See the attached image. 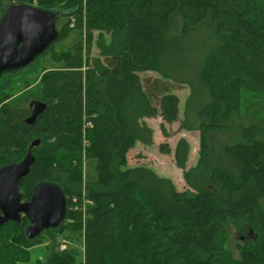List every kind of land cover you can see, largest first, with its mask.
Returning <instances> with one entry per match:
<instances>
[{"label":"trees","instance_id":"trees-1","mask_svg":"<svg viewBox=\"0 0 264 264\" xmlns=\"http://www.w3.org/2000/svg\"><path fill=\"white\" fill-rule=\"evenodd\" d=\"M15 4L51 11L56 24L65 20L57 40L72 28L85 37L53 54L64 65L40 72L38 83L27 75L31 64L0 77V168L19 163L40 139L19 183L22 199L31 200L40 182L57 183L68 198L61 225L35 239L26 235V215L1 225L0 264H30L31 246L43 236L56 246L66 223L72 238L83 235L84 258L79 247L56 248L47 264H264V119L255 117L251 129L223 117L201 120L234 89L228 69L237 62L264 93V0H0V18ZM147 71L153 74H139ZM30 86L33 96L13 103ZM184 86L186 121L203 142L179 190L147 165L127 167L125 158L133 142H152L146 119H177L174 90ZM32 100L48 107L30 123ZM218 134L231 138L221 142ZM175 153L185 167L189 143L179 140ZM89 157L98 164L94 183L85 180ZM84 187L94 201L85 217L71 202ZM246 214L258 231L237 245L235 258L226 235Z\"/></svg>","mask_w":264,"mask_h":264},{"label":"rangeland","instance_id":"rangeland-1","mask_svg":"<svg viewBox=\"0 0 264 264\" xmlns=\"http://www.w3.org/2000/svg\"><path fill=\"white\" fill-rule=\"evenodd\" d=\"M64 22L65 20L62 19L56 24L58 30ZM82 34L84 38V33L80 28H72L68 35H66L64 38L58 39L49 50H47L44 54L38 56L32 63H30V66L26 67V70L29 73L27 75L36 79V83H38L40 81L41 75L43 74L40 72H42L46 68L48 70H51L63 66L64 62L62 60H55L52 55L55 53L60 54L64 49L77 44L78 41H80ZM94 53L97 54L98 50L95 49ZM243 67L244 66L240 62H237L234 64L232 69H228V76L234 79L236 85L234 86V89L222 94V96L227 97V99H219V106H216L214 110H212L213 108L207 110L205 116L201 118L203 123H206V120L210 118L208 116H215L223 117L224 121L222 123H242L245 126H249V128L251 129L253 127L252 122L254 121L255 117L261 120L264 119V93L259 92L253 88L252 84L246 77L245 71L241 70L243 69ZM83 69L86 70V67H84ZM30 70L32 72H30ZM139 74L142 77H146L148 75H152V72H140ZM91 75H94V72H91ZM235 77L237 78V80L235 79ZM91 79L96 78L92 77ZM215 84H217V81H215ZM189 92L190 91L188 90V87L185 86L179 87L174 90V93H176L180 98L177 119L168 122L165 120L162 114H159L152 119H146L147 125L153 130L152 142L148 145L143 144L139 141L133 142L125 158V165H127V167H135L141 164L147 165L155 170L159 175L170 178L177 185L179 190H185L187 188L186 182H183L185 172L189 168L191 169L192 167H195L197 165L200 158V150L203 142L201 131L199 129L194 130L193 127L191 128L192 124L188 123L185 118V105L187 97L189 96ZM33 93L34 92L32 86H30V89L24 88L23 90L16 91V94L12 98L14 102H12L18 103L21 101V99H27L28 97L33 96ZM85 96L86 98H88L89 93H87ZM163 130L166 131V134H164ZM226 133H233L235 136L238 135L236 131ZM214 134L217 135V133ZM230 138L231 135L218 134L217 139L221 142H227L230 140ZM181 139H185L190 145L189 160L186 163L185 167H180L177 164L176 160L175 150L179 143V140ZM162 144H166V146L168 147L167 152L162 149ZM84 174L87 183H94L99 179L98 164L95 158L89 157L85 159ZM59 176L62 179L64 178V176L61 174H59ZM71 202L73 204V199L71 200ZM243 219L244 220L237 219L233 221L234 223L230 224V226L228 227V233L226 235L225 245L229 249V251L233 252L235 258H239L240 255L237 245L240 242L246 241L247 237H249L250 235H252L250 237H253L254 235L256 236V232L258 231H254V229L252 228V226L254 225L251 221L250 214H246ZM218 220H220V218ZM66 225L67 228L64 230V234L56 235L57 247L53 242H50L46 236H43L40 240H38V242H36L35 245L31 246L30 264H37L40 263V261L41 264H47L52 251L56 248L64 250L67 248L79 247L82 250L80 251L82 252V258H84L83 235L80 236L79 233H75V235L78 236L72 238L71 236L73 232L70 230V227L67 223ZM45 233L46 232H44V234ZM17 238L18 236L16 233L15 240Z\"/></svg>","mask_w":264,"mask_h":264},{"label":"water","instance_id":"water-1","mask_svg":"<svg viewBox=\"0 0 264 264\" xmlns=\"http://www.w3.org/2000/svg\"><path fill=\"white\" fill-rule=\"evenodd\" d=\"M57 38L55 17L50 11L23 4L10 6L0 18V77L5 71L32 63ZM29 107L32 110L29 122L33 123L48 105L32 100ZM40 142V139L33 141L19 163L0 168V226L9 221H20L22 215H26L29 224L25 231L29 239L60 226L67 211V197L54 182L36 184L31 200L22 199L19 183L30 173L36 161L32 147Z\"/></svg>","mask_w":264,"mask_h":264},{"label":"built area","instance_id":"built-area-1","mask_svg":"<svg viewBox=\"0 0 264 264\" xmlns=\"http://www.w3.org/2000/svg\"><path fill=\"white\" fill-rule=\"evenodd\" d=\"M91 123H86L85 126H88ZM73 204L72 207L77 210V211H81L83 213V216L85 217V214L88 210L89 206H93L94 205V201L92 199H90L89 197H87V192L86 190L83 191V194L81 196V200H79V197H73Z\"/></svg>","mask_w":264,"mask_h":264},{"label":"crops","instance_id":"crops-1","mask_svg":"<svg viewBox=\"0 0 264 264\" xmlns=\"http://www.w3.org/2000/svg\"><path fill=\"white\" fill-rule=\"evenodd\" d=\"M153 74V73H152Z\"/></svg>","mask_w":264,"mask_h":264}]
</instances>
